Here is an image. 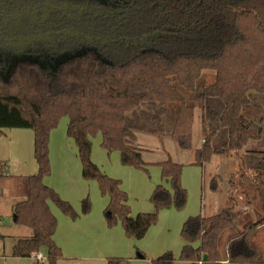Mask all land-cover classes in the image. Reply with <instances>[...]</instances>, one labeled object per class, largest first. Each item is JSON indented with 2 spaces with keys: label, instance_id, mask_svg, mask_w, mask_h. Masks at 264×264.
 Listing matches in <instances>:
<instances>
[{
  "label": "trees",
  "instance_id": "trees-1",
  "mask_svg": "<svg viewBox=\"0 0 264 264\" xmlns=\"http://www.w3.org/2000/svg\"><path fill=\"white\" fill-rule=\"evenodd\" d=\"M94 2L115 15L90 26L113 30L125 39L123 43L97 49L72 46L70 57L55 69L43 53L36 55L38 60H20L11 66L0 62V135L6 129L32 130L38 166L35 175L24 178L25 200L14 206L16 224L32 234L15 240L13 256L30 258L43 253L49 264H59L62 251L54 240L58 221L50 205L72 220L80 217L44 183L51 175L50 134L63 117L69 121L67 135L78 148L83 179L96 181L101 195L109 198L104 211L109 228L121 223L128 239L140 241L157 224L161 210H183L188 202L182 183L184 166L168 158L156 163L161 183L151 195L154 211L133 217L122 182L92 161V140L101 135L102 149L108 154L118 152L123 166L148 171L151 164L143 160L135 133L149 132L160 140L168 136L182 151H192L196 102L206 117L217 116L219 127L212 130L203 117V143L194 151L192 166L203 169L216 155L236 158L238 170L230 182L233 192L220 213L210 217L199 214L185 221L178 259L168 251L152 264L261 263L251 239L264 218L245 224L243 231L229 240L226 256L220 241L238 217L251 209L264 179V153L247 150L240 154L264 132L257 122L244 119L250 93L260 97L264 108V0ZM205 72L215 74L214 82L206 86L199 84ZM214 105L219 110L213 114ZM210 187L218 190L215 179ZM90 211L88 197L82 203V213ZM107 264L127 261L111 258Z\"/></svg>",
  "mask_w": 264,
  "mask_h": 264
},
{
  "label": "rangeland",
  "instance_id": "rangeland-1",
  "mask_svg": "<svg viewBox=\"0 0 264 264\" xmlns=\"http://www.w3.org/2000/svg\"><path fill=\"white\" fill-rule=\"evenodd\" d=\"M19 57L16 59H19ZM68 57H70V53H65L62 56L56 57L51 63H49L50 68L55 69L60 62ZM29 58H31L32 60L37 59L36 57ZM42 63L46 64L47 62ZM214 80L215 74L213 72H205L201 80L199 81V84L204 86L210 85L214 82ZM250 94L251 104L244 110V119H247L251 122H257L262 126L264 131V108L262 106V101L260 97L257 96V94ZM194 109L195 119L193 125V146L194 148H198L203 136L202 120L203 117H206V112H203L200 103L195 102ZM212 110L214 114L216 111L218 112L219 108L218 106L214 105ZM66 119V117H63L60 120L58 126H61L62 122H65ZM206 120L207 125L212 130L219 127L217 116L211 119L209 116H207ZM223 131L225 132V129H223ZM137 133L138 143L143 146V148H141H152V152L143 151L144 161L146 163L153 164L150 165L148 171H144L126 167L120 163L123 171L121 177L116 178H119L123 181L124 187L128 192L131 213L133 215H137L141 212H150L154 210V206L151 202V195L156 185L161 182V170L156 163L159 161H165L168 158H171L174 162H177L184 166L182 181L183 186L187 189L188 192V202L183 210H177L174 207L161 210L159 212L157 224L149 230L144 239L140 241L133 239L129 240H131V242L134 243V246L136 247V249L134 248L136 255H139L140 253L145 251L140 247V245H143L149 252H157L161 249H164L163 251H165L169 249L173 251L175 258L178 259L182 247V239L180 233L183 224L189 218L197 216L200 213H205L208 216L212 211H216L213 213H217L225 206L230 192H233L230 182L238 170V161L236 160V158L216 155L212 158L211 163L206 166L204 173L206 189L210 188L211 180L215 179L218 184V190L216 192H213L218 194L216 195L215 193H212L211 191H209V189H207L208 194L206 195L205 204H207V206L209 207L210 201L212 200L213 205H211L210 209H204V206H201V169L195 166H188L189 163L193 161V152L182 151L178 148V145L168 136H165L163 140H160L158 138H155L154 136H147L142 134L143 131H137ZM97 137H99V135ZM97 137L93 139L94 144L97 142ZM218 145H221V143H219ZM247 150L255 153H264V132L262 138L259 141L249 143L248 146L240 154L244 155ZM34 159L35 158L33 153L31 165L37 171V165ZM13 160L14 158L10 160L11 162L6 163L7 173H9V176H18L20 175V168L17 163L13 162ZM2 186L3 187L0 193L5 196L11 190L9 191L8 184L6 185L4 183ZM259 187L260 191L254 195V197L256 198L257 195L264 189V179L259 183ZM8 199H11V197H8ZM89 200L91 202L92 209L93 201L90 197ZM4 202L0 197V215L4 216L0 219V223H2V225L0 226V264H37V260L34 257L18 258L13 256L15 239L22 236L21 233L29 232V229L27 227L14 223V217L9 214V204L5 201V198ZM255 204L256 206L254 205V208H251L253 210L250 209L245 215L239 216L235 222V226L222 236L220 241V245L222 248L225 247V244L229 239L239 235L243 231V227L245 224L255 223L264 218V197L259 203ZM51 206L55 210H59L56 205L52 204ZM79 215H85L82 213V204L81 213ZM251 242L264 254V229L262 231L257 230L253 235Z\"/></svg>",
  "mask_w": 264,
  "mask_h": 264
},
{
  "label": "crops",
  "instance_id": "crops-1",
  "mask_svg": "<svg viewBox=\"0 0 264 264\" xmlns=\"http://www.w3.org/2000/svg\"><path fill=\"white\" fill-rule=\"evenodd\" d=\"M68 122L69 121L67 118L65 122H62L61 126H58L50 134L49 158L51 164V175L45 178L44 183L55 190L62 200L70 203L74 210L79 214L81 213V204L86 198L90 197L94 203V206L92 203V209L89 214L81 215L77 220H72L71 218L65 216L62 212H60V210H55L51 206L52 204L50 205L51 211L58 221V227L54 235V240L57 246L62 251V258L59 260V264H107L108 260L111 258L125 259L127 261V264H152L153 259L160 257L168 251H171L169 249L165 251H163L164 249H161L157 252H149L143 245H140V247L145 250L140 253L143 256L142 258H140V254H135L134 250L136 249V247L134 246V243H132L131 240L126 237L125 232L120 225L114 228L108 227L105 220L104 211L109 204V198L103 197L101 195L99 186L96 181H85L83 179L82 164L79 158L78 148L74 140L69 138L67 135ZM1 133L0 192L4 183L6 185L8 184L9 191H11L8 192L5 196L0 193V197L2 198L3 202L5 198V201L9 204V214L14 216V206L17 203L25 200L24 192L22 189L24 178L35 175L38 172V166L36 171L31 165L32 156L34 153V132L32 130L6 129L1 131ZM138 133H135L137 139L136 144L138 145V147H140L143 157V151L152 152V148L142 149L143 146L138 143ZM142 134L158 138L156 135L149 132H143ZM101 141V135L97 137V142L95 144L92 140V161L106 175L111 178L120 180L122 182V189L128 194L127 190L124 187L123 181L119 178H116L121 177L123 171L122 167L120 166V154L118 152L108 154L105 150L102 149ZM202 143L203 136L198 148L201 147ZM198 148H194L193 146V150L191 151L193 152V161H191L188 166H192V163L194 162V151ZM13 158V162L17 163L20 168V175L18 176H9V173H7L6 163L11 162L10 160ZM206 166L203 169L200 168L202 178L201 206H204V209H210L211 205H213L212 200L210 201L209 207L207 206V204H205L206 195L208 194L207 189H209V191H211L212 193L215 192L211 190V187L206 189L204 180ZM215 194L217 195L218 193ZM8 197H11V199H8ZM263 197L264 189L257 195V198L254 197L252 207L254 205L256 206L255 203H259ZM223 208L217 213H213L216 211H212L208 216L205 213L200 214L206 217L214 216L220 213ZM153 211L141 213H151ZM132 216L134 217L136 215L132 214ZM2 217L4 216L0 215V219ZM14 223L16 224L15 221ZM1 225L2 223L0 224V226ZM263 229L264 224L258 228L259 231H262ZM31 234L32 232L29 229V232L21 233L22 236L17 237L16 239L28 238L31 236ZM229 240L226 242L224 248H222L220 245V250L224 256H226V246ZM258 250L260 253V260L264 262V254L260 251L259 248ZM262 262L259 264H263ZM39 263L37 261V264ZM43 264L49 263L46 261ZM175 264L190 263L176 261ZM222 264L231 263L224 261Z\"/></svg>",
  "mask_w": 264,
  "mask_h": 264
},
{
  "label": "flooded vegetation",
  "instance_id": "flooded-vegetation-1",
  "mask_svg": "<svg viewBox=\"0 0 264 264\" xmlns=\"http://www.w3.org/2000/svg\"><path fill=\"white\" fill-rule=\"evenodd\" d=\"M113 12L94 0H0V62L11 65L39 53L53 61L71 55L75 45L80 50L123 43L113 30L90 26Z\"/></svg>",
  "mask_w": 264,
  "mask_h": 264
},
{
  "label": "built area",
  "instance_id": "built-area-1",
  "mask_svg": "<svg viewBox=\"0 0 264 264\" xmlns=\"http://www.w3.org/2000/svg\"><path fill=\"white\" fill-rule=\"evenodd\" d=\"M32 257H34L40 263H44L46 261V257L43 253H37L35 255H32Z\"/></svg>",
  "mask_w": 264,
  "mask_h": 264
},
{
  "label": "water",
  "instance_id": "water-1",
  "mask_svg": "<svg viewBox=\"0 0 264 264\" xmlns=\"http://www.w3.org/2000/svg\"><path fill=\"white\" fill-rule=\"evenodd\" d=\"M13 217H14V221L16 222V215H14ZM139 257L142 258L143 256L142 255H139Z\"/></svg>",
  "mask_w": 264,
  "mask_h": 264
}]
</instances>
